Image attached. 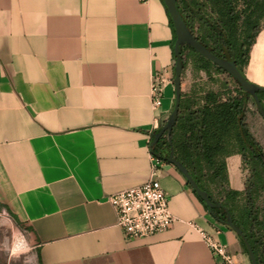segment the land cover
I'll return each mask as SVG.
<instances>
[{
	"label": "crops",
	"instance_id": "1",
	"mask_svg": "<svg viewBox=\"0 0 264 264\" xmlns=\"http://www.w3.org/2000/svg\"><path fill=\"white\" fill-rule=\"evenodd\" d=\"M170 18L162 0H0V203L29 228L38 264H220L194 226L219 229L236 262L251 264L165 160L170 230L127 239L107 200L149 180L151 139L174 109L172 83L158 111L151 100L154 75L174 77ZM244 74L264 88V27ZM251 116L264 150V118ZM226 162L230 188L243 191L241 156Z\"/></svg>",
	"mask_w": 264,
	"mask_h": 264
},
{
	"label": "trees",
	"instance_id": "2",
	"mask_svg": "<svg viewBox=\"0 0 264 264\" xmlns=\"http://www.w3.org/2000/svg\"><path fill=\"white\" fill-rule=\"evenodd\" d=\"M241 2L243 8L238 9ZM208 6L213 16L205 12ZM177 7L194 37L218 58L234 61L245 76L251 48L262 29L264 0H177ZM170 23L175 42L171 18ZM187 52L196 56L206 72L212 67L232 78L239 94L223 101L217 93L207 92L199 102H193L196 108L183 109L180 103L178 118L171 132L172 143L165 134L151 148V153L166 161L173 148L174 158L188 170L199 188L206 191L212 201L223 205L211 211L189 185L204 207L224 225L228 211L234 225L242 230L251 244L258 264H264V150L252 134L246 116L247 102L251 98L255 104V99L241 88L234 77L188 45L181 49L183 70ZM258 97L264 109V92H259ZM183 98L181 92V102ZM152 141L153 137L150 143ZM234 154L241 156L242 167L247 172L243 191L232 190L229 184L226 159ZM211 187L219 190L220 200L214 197ZM11 216L17 224L26 226ZM238 239L248 255L243 240L239 236Z\"/></svg>",
	"mask_w": 264,
	"mask_h": 264
},
{
	"label": "built area",
	"instance_id": "3",
	"mask_svg": "<svg viewBox=\"0 0 264 264\" xmlns=\"http://www.w3.org/2000/svg\"><path fill=\"white\" fill-rule=\"evenodd\" d=\"M174 84V77L166 72L155 74L152 81V109L158 111L162 106L164 88ZM162 160L152 156L150 177L144 184L118 191L108 196V202L116 213V225L127 239H142L170 230L177 218L170 209V201L159 179ZM205 245L220 264H238L228 245L220 242L216 235L194 226Z\"/></svg>",
	"mask_w": 264,
	"mask_h": 264
},
{
	"label": "rangeland",
	"instance_id": "4",
	"mask_svg": "<svg viewBox=\"0 0 264 264\" xmlns=\"http://www.w3.org/2000/svg\"><path fill=\"white\" fill-rule=\"evenodd\" d=\"M242 2L238 9H242ZM205 12L213 16L211 9L206 7ZM264 27V18L261 28ZM197 28V27H196ZM197 32V29H196ZM196 56L192 52L185 55V68L181 75V90L184 94L182 108H196L193 102H199L207 92H215L221 100L238 96L236 82L226 74L218 73L214 68L206 72L201 68ZM249 115L252 118H261L258 106L250 98L246 105L247 123ZM249 125V123H248ZM250 127V125H249ZM210 190L217 200L221 193L215 187ZM0 264H38L36 260V244L26 226L15 222L11 214L0 203Z\"/></svg>",
	"mask_w": 264,
	"mask_h": 264
},
{
	"label": "water",
	"instance_id": "5",
	"mask_svg": "<svg viewBox=\"0 0 264 264\" xmlns=\"http://www.w3.org/2000/svg\"><path fill=\"white\" fill-rule=\"evenodd\" d=\"M165 6L167 11L171 17L173 22L176 41L174 44V55L176 58L175 62V69H174V86H175V106L170 114L168 120L163 124L161 130L158 133L153 135V141L150 145L152 148L165 134L169 138V143L171 144V132L174 128L179 110H180V103H181V75H182V57H181V49L184 45L191 46L198 54L203 56L205 59L211 61L213 64L224 70L226 73L234 77L238 83L240 84L241 88L250 93L258 106L259 112L261 116L264 118V109L259 100L258 93L264 92V88L257 86L256 84L250 82L238 69L237 64L231 60H224L218 58L212 52H210L206 47H204L189 31L187 28L179 10L177 7V0H164ZM166 161L170 164L174 165L180 173L185 177L187 183L191 186V188L196 192V194L201 198V200L208 206V208L212 211L214 208H221L223 207L222 204L212 201L211 197L208 195L206 191H203L199 188L197 183L189 174L188 170L174 158V151L171 148L169 156L166 158ZM226 226L231 228L244 242L248 257L251 264H258L256 255L252 249L251 244L247 240L245 234L242 230L236 227L233 223L230 213L227 211V221Z\"/></svg>",
	"mask_w": 264,
	"mask_h": 264
}]
</instances>
